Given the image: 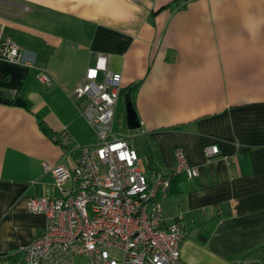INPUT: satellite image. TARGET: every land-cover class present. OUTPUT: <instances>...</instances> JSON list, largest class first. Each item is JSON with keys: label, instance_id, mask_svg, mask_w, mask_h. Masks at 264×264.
I'll list each match as a JSON object with an SVG mask.
<instances>
[{"label": "crops", "instance_id": "0c3cea01", "mask_svg": "<svg viewBox=\"0 0 264 264\" xmlns=\"http://www.w3.org/2000/svg\"><path fill=\"white\" fill-rule=\"evenodd\" d=\"M8 39L36 66L0 58V91L31 104L0 102V264H23L44 232L28 199L60 194L44 164L64 148L40 120L93 142L89 99L71 94L101 55L122 74L120 102L129 96L139 123L126 121L127 136L146 168L174 172L182 148L200 171L162 201L184 225V263L264 264V0H0Z\"/></svg>", "mask_w": 264, "mask_h": 264}, {"label": "built area", "instance_id": "2783aa9c", "mask_svg": "<svg viewBox=\"0 0 264 264\" xmlns=\"http://www.w3.org/2000/svg\"><path fill=\"white\" fill-rule=\"evenodd\" d=\"M0 58L36 66L12 39L2 43ZM37 79L53 86L46 69H38ZM122 81V74L109 70L108 57L101 55L74 88L73 98L89 99L85 116L93 128V142L75 144L66 132L57 139L64 148L61 160L45 163L44 169L54 176L60 194L28 199V211L45 216L46 226L23 251V264H84L77 263L79 259L86 264H185L184 225L163 214L172 173L146 168L128 136L116 127ZM205 153L211 162L220 148L214 144ZM175 156L173 173L189 180L200 175L182 148Z\"/></svg>", "mask_w": 264, "mask_h": 264}, {"label": "trees", "instance_id": "16d2710c", "mask_svg": "<svg viewBox=\"0 0 264 264\" xmlns=\"http://www.w3.org/2000/svg\"><path fill=\"white\" fill-rule=\"evenodd\" d=\"M2 45V42L0 41V47ZM18 98H22V96H20V94H9L5 100L6 103L10 104V105H16V100ZM24 107L27 108L28 110L31 109V104L29 102H27L26 100H24ZM40 128L41 130L47 135L49 136L50 138L54 139V140H57L59 137H60V134H56L54 131H52L49 126L47 125V123H45L44 121L40 120ZM59 141V140H57ZM149 166L152 167V168H156L154 162L152 163H149ZM158 169V168H156ZM154 169V170H156ZM171 177H172V187H171V190H170V193L169 195H172L173 192L175 191V189L177 188V190L181 193L183 192L184 190H186V187H187V181L189 180L187 178V176L185 174H181V173H173L171 174Z\"/></svg>", "mask_w": 264, "mask_h": 264}, {"label": "rangeland", "instance_id": "374dc122", "mask_svg": "<svg viewBox=\"0 0 264 264\" xmlns=\"http://www.w3.org/2000/svg\"><path fill=\"white\" fill-rule=\"evenodd\" d=\"M129 96H124L120 102V105L118 107V116L116 120V127L122 131L125 135H128L130 131H128L127 128V122H128V116H129ZM127 121V122H126ZM132 143L133 139H132ZM147 166V162H144ZM77 263H84L86 264L87 261L84 259H79Z\"/></svg>", "mask_w": 264, "mask_h": 264}, {"label": "water", "instance_id": "95a60500", "mask_svg": "<svg viewBox=\"0 0 264 264\" xmlns=\"http://www.w3.org/2000/svg\"><path fill=\"white\" fill-rule=\"evenodd\" d=\"M6 98L7 96L5 95V93L0 91V102H5ZM24 104L25 103L22 98H18L16 100V105L23 106ZM129 104H130L129 105L130 111H129V116H128V125H129L130 130H136L139 127V123L137 121L136 114L133 110V105L130 101H129Z\"/></svg>", "mask_w": 264, "mask_h": 264}]
</instances>
